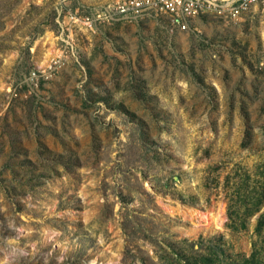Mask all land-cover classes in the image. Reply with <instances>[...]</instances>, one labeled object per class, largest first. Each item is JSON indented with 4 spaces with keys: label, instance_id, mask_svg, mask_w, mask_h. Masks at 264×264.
<instances>
[{
    "label": "rangeland",
    "instance_id": "obj_1",
    "mask_svg": "<svg viewBox=\"0 0 264 264\" xmlns=\"http://www.w3.org/2000/svg\"><path fill=\"white\" fill-rule=\"evenodd\" d=\"M115 1L0 0V264H264V11Z\"/></svg>",
    "mask_w": 264,
    "mask_h": 264
},
{
    "label": "built area",
    "instance_id": "obj_2",
    "mask_svg": "<svg viewBox=\"0 0 264 264\" xmlns=\"http://www.w3.org/2000/svg\"><path fill=\"white\" fill-rule=\"evenodd\" d=\"M254 7L264 11V0H118L85 15L68 12V20L92 29L103 24H129L166 16L174 27L186 32L189 22L197 17L212 16L235 22Z\"/></svg>",
    "mask_w": 264,
    "mask_h": 264
},
{
    "label": "trees",
    "instance_id": "obj_3",
    "mask_svg": "<svg viewBox=\"0 0 264 264\" xmlns=\"http://www.w3.org/2000/svg\"><path fill=\"white\" fill-rule=\"evenodd\" d=\"M184 264H213L215 260L212 258V256H205V254H198L197 257L194 259L184 258ZM173 264V263H170ZM176 264H182L181 261H178Z\"/></svg>",
    "mask_w": 264,
    "mask_h": 264
}]
</instances>
